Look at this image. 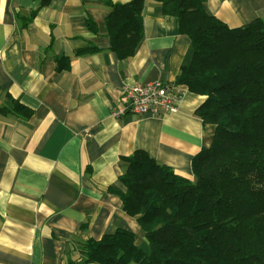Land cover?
<instances>
[{"label":"crops","instance_id":"crops-1","mask_svg":"<svg viewBox=\"0 0 264 264\" xmlns=\"http://www.w3.org/2000/svg\"><path fill=\"white\" fill-rule=\"evenodd\" d=\"M104 1L0 0V109L14 99L31 111L0 113V264H78V241L118 229L144 245L112 192H125L121 159L142 150L193 180L192 158L211 145L215 126L195 114L204 97L175 83L191 55L178 20L146 0L144 37L120 60L105 37ZM203 8L229 28L264 19V0H206ZM156 81L181 95L175 111L111 116L122 89Z\"/></svg>","mask_w":264,"mask_h":264},{"label":"trees","instance_id":"trees-1","mask_svg":"<svg viewBox=\"0 0 264 264\" xmlns=\"http://www.w3.org/2000/svg\"><path fill=\"white\" fill-rule=\"evenodd\" d=\"M152 1L190 40V61L175 83L204 97L195 114L215 126L213 139L191 160L193 180L142 150L122 158L125 192L110 190L145 244L118 229L78 241V264H264V19L229 28L206 13V0ZM145 2L104 1L105 37L120 60L132 57L144 37ZM86 26L97 34L96 23ZM8 102L0 113L31 115L19 101Z\"/></svg>","mask_w":264,"mask_h":264},{"label":"built area","instance_id":"built-area-1","mask_svg":"<svg viewBox=\"0 0 264 264\" xmlns=\"http://www.w3.org/2000/svg\"><path fill=\"white\" fill-rule=\"evenodd\" d=\"M180 102L181 95L170 84L161 81L137 84L121 90L119 104L112 109L111 116L161 117L175 111Z\"/></svg>","mask_w":264,"mask_h":264}]
</instances>
